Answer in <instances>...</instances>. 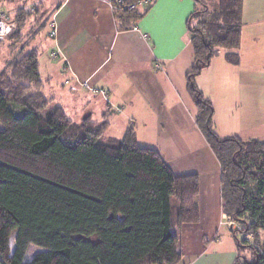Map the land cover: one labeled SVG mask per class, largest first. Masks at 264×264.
<instances>
[{
  "label": "trees",
  "instance_id": "obj_1",
  "mask_svg": "<svg viewBox=\"0 0 264 264\" xmlns=\"http://www.w3.org/2000/svg\"><path fill=\"white\" fill-rule=\"evenodd\" d=\"M27 1L0 0L4 14L6 5L20 4L9 20L17 31L4 40H22L46 24L44 0L31 7ZM242 1L216 0L212 10L192 12L187 28L194 63L186 80L197 127L220 165L222 212L240 228L242 240L231 230L234 264H264V142L219 137L212 104L195 84L219 48L239 47ZM152 2L114 11L120 26L134 24ZM27 26L30 32L22 33ZM38 55L35 48L21 50L0 69V264H178L175 230L199 219L198 176L176 175L155 148L138 144L132 126L120 141H101L106 121L75 123L61 107L45 116L50 100L42 92ZM225 58L239 62L236 53ZM243 242H249V258L240 254ZM31 244L44 250L24 260Z\"/></svg>",
  "mask_w": 264,
  "mask_h": 264
},
{
  "label": "crops",
  "instance_id": "obj_2",
  "mask_svg": "<svg viewBox=\"0 0 264 264\" xmlns=\"http://www.w3.org/2000/svg\"><path fill=\"white\" fill-rule=\"evenodd\" d=\"M49 1L53 69L60 79L41 78L44 96L53 102L60 94L47 95L45 85L61 83L82 108L95 103V111L99 103V116H86L98 122L106 121L104 108L117 107L123 133L132 126L137 142L154 141L176 175H197L199 219L177 229L178 264H234L235 238L223 227L220 165L197 127L187 91L194 63L187 23L199 1L153 0L125 28L110 0ZM227 53H236L238 64L229 63ZM199 74L195 82L212 104L217 135L264 142V0L242 1L239 47L219 48Z\"/></svg>",
  "mask_w": 264,
  "mask_h": 264
},
{
  "label": "rangeland",
  "instance_id": "obj_3",
  "mask_svg": "<svg viewBox=\"0 0 264 264\" xmlns=\"http://www.w3.org/2000/svg\"><path fill=\"white\" fill-rule=\"evenodd\" d=\"M31 1L33 0H29L26 2L27 5H29L31 7ZM34 1H38V0H34ZM199 3L197 5V9L202 10L204 9L206 6H208V8L210 10L213 9V7L216 4V0H198ZM45 2V6L43 8V11L45 12H49L51 10L50 7V1L49 0H44ZM19 3L16 4H10V5H6V7H4L5 10V14L4 16L8 18V20H11L12 17H14L15 15V11L17 10V7L19 6ZM31 10V9H30ZM12 16V17H11ZM51 19V17H50ZM193 22H196V20H194ZM14 29L13 32L17 31V22L14 21ZM37 30H35L33 33L30 32L28 26L25 29H22V33L24 34H28V32H30V34L26 37H23V39H17V38H9L6 39L2 42H0V69L6 67L7 65L13 63L14 61H16L19 58V55L21 53L22 50V54L25 53L28 50H31L33 48H35L38 52V59H39V74L40 77L42 79H46L49 75H51L53 77V79L57 78L58 73H55L54 71V67H56V58L52 57V52H53V47H52V42H51V36H50V27L48 25V23H46L40 30H38V32H36ZM36 32V33H35ZM203 69V68H202ZM200 74L195 76V80L197 81L198 77ZM57 79H60V77H58ZM60 83V82H59ZM196 84V82H195ZM52 88L55 89L53 90L52 88H50L48 85H45V89H44V93H46L47 95H50V92L52 94L55 93H59L60 96H55V100L53 102H49V105L47 106L46 110H44L43 114L45 116L49 115L50 112H52L56 107H63L65 114L68 116V118H70L73 122L75 123H80L83 119L84 116H88L87 114H92L93 119L97 118V116H99V103H97V105H95V111L92 109L93 108V104L95 103H91L89 104V107H84L82 108V104L80 100H78L77 95H69V92H67V87L60 84L55 85L54 82H52ZM248 85V84H247ZM246 85V86H247ZM57 86V89L55 87ZM197 86V84H196ZM245 86V87H246ZM63 88V91H62ZM198 88V87H197ZM199 89V88H198ZM244 89V88H243ZM53 90V92H52ZM71 90V89H70ZM249 91V88L247 89ZM257 90V89H256ZM71 91H75L71 90ZM205 98H207L205 95H203ZM107 107V105L105 106ZM113 110L104 108V111L106 112V121L109 122V125L104 133V135L101 137V141H105L108 139H113V140H122L125 133H123V129H122V124L120 119H117V116L119 115V110L117 107L113 106L112 107ZM23 108L21 107H14V113L15 115H21L23 112ZM99 118V117H98ZM213 122V121H212ZM2 128V126L0 125V129ZM214 129V126H213ZM215 130V129H214ZM138 141V143L140 145H144L146 147H151L153 148V142L154 141ZM155 146V145H154ZM229 219L223 218V227L227 228L229 233H232L233 229H237L238 231V237L239 239L242 237L240 235V228H238V224L235 222H231V224L229 223ZM176 233H178L177 230H175ZM15 234L16 231H13L10 235L9 238V243H10V247H11V251L14 250V243H15ZM242 234V233H241ZM260 236H262V238L264 239V233L261 232ZM249 237V234H248ZM243 244H245V248H243L241 250V255L242 257H250V251L248 249V245L249 242H243ZM248 244V245H247ZM44 250V248L40 247V246H36V245H29L26 255L24 257V260H30L32 258V256L34 255V253L38 252V251H42Z\"/></svg>",
  "mask_w": 264,
  "mask_h": 264
},
{
  "label": "built area",
  "instance_id": "obj_4",
  "mask_svg": "<svg viewBox=\"0 0 264 264\" xmlns=\"http://www.w3.org/2000/svg\"><path fill=\"white\" fill-rule=\"evenodd\" d=\"M151 2L152 0H136L133 2H124V0H110V6L113 12L120 10L121 8L129 11L134 9L146 8ZM46 23H48L50 27V36L53 37L55 35L54 21L52 20V18H48ZM14 26V22L9 21L8 18L4 16V13H0V42H2L13 31ZM133 28L136 29L135 25L133 26ZM55 56L56 53L53 52L52 57ZM70 89L74 90L75 86H72ZM229 223L231 224L230 221ZM249 237L247 235V238Z\"/></svg>",
  "mask_w": 264,
  "mask_h": 264
}]
</instances>
